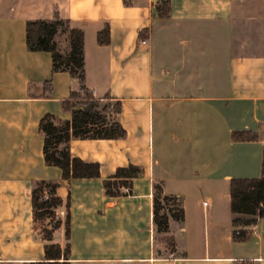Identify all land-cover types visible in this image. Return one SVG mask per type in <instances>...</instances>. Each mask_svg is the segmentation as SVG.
I'll return each instance as SVG.
<instances>
[{
	"label": "crops",
	"instance_id": "0c3cea01",
	"mask_svg": "<svg viewBox=\"0 0 264 264\" xmlns=\"http://www.w3.org/2000/svg\"><path fill=\"white\" fill-rule=\"evenodd\" d=\"M56 15L85 33L88 89L122 105L125 139L70 143L74 158L100 164L96 179L64 180L44 159L40 122L71 120L62 102L80 87L53 74L50 53L27 48V22ZM235 132L257 138L236 142ZM263 149L264 0H0V264L44 259L35 181L59 185L62 221L70 205V240L63 225L53 241L70 244L71 264H264V219L234 228L229 195L232 179L261 177ZM129 165L143 170L132 193L107 196L104 182ZM156 184L184 210L166 234L153 221ZM239 231L246 240H233Z\"/></svg>",
	"mask_w": 264,
	"mask_h": 264
},
{
	"label": "trees",
	"instance_id": "16d2710c",
	"mask_svg": "<svg viewBox=\"0 0 264 264\" xmlns=\"http://www.w3.org/2000/svg\"><path fill=\"white\" fill-rule=\"evenodd\" d=\"M170 1H164L158 7L159 16H170ZM147 32V31H145ZM26 42L30 52H46L52 55L53 74L66 72L72 79L79 82V90L72 91L70 97L62 102L63 110L71 113L69 121H57L47 114L40 122L39 130L44 137V159L49 167H57L62 171L64 180L96 179L101 175L99 163H87L71 154L70 143L73 138L81 140H121L127 137L123 126L114 119L121 114L120 102L98 100L86 85L85 70V33L71 27L68 20L56 15L53 20H31L26 26ZM66 36L69 51L63 52L57 38ZM141 39L145 38L142 33ZM98 44L108 46L111 32L106 26L97 37ZM50 85V83H47ZM103 103H106L103 105ZM257 136L250 132H235L232 140L250 142ZM262 174L257 179H232L229 182L230 211L233 215L232 226L251 227L259 219H264V149L262 155ZM143 175L140 167L129 165L117 169L116 173L104 182L106 194L117 198L132 193L134 181ZM58 184L47 181H35L32 189V208L35 225L48 224L41 232L46 242L44 259L34 264H71L70 244L65 248L54 243V233L63 225L66 229V240L69 242L71 233L70 205L67 203V216L63 222L57 216V210L63 206V200L57 195ZM128 189L127 193L123 190ZM153 221L159 233H168L170 223H182L184 210L181 201L164 194L161 184L154 185ZM247 231L233 233V240H246ZM173 252V239L170 241Z\"/></svg>",
	"mask_w": 264,
	"mask_h": 264
},
{
	"label": "rangeland",
	"instance_id": "374dc122",
	"mask_svg": "<svg viewBox=\"0 0 264 264\" xmlns=\"http://www.w3.org/2000/svg\"><path fill=\"white\" fill-rule=\"evenodd\" d=\"M63 52H65V51H63ZM106 103H103V105H105ZM112 104V107H114V102H112L111 103ZM65 221V220H64ZM63 221V222H64ZM46 225H48L47 223L46 224H40V225H38L37 227H38V229L42 232L43 230H44V227H46ZM165 240V246L167 247V249L169 250V251H171V247H170V241H171V238H165L164 239ZM66 247V244L63 246V248H65Z\"/></svg>",
	"mask_w": 264,
	"mask_h": 264
},
{
	"label": "built area",
	"instance_id": "2783aa9c",
	"mask_svg": "<svg viewBox=\"0 0 264 264\" xmlns=\"http://www.w3.org/2000/svg\"><path fill=\"white\" fill-rule=\"evenodd\" d=\"M141 43L145 45V44H146V40L143 39V40L141 41ZM124 191H125V193H127V192H128V189H125Z\"/></svg>",
	"mask_w": 264,
	"mask_h": 264
}]
</instances>
